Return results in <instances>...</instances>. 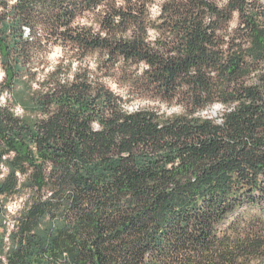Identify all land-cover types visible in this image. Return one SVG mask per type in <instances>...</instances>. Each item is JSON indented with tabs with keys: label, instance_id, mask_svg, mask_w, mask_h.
Listing matches in <instances>:
<instances>
[{
	"label": "trees",
	"instance_id": "trees-1",
	"mask_svg": "<svg viewBox=\"0 0 264 264\" xmlns=\"http://www.w3.org/2000/svg\"><path fill=\"white\" fill-rule=\"evenodd\" d=\"M0 66V264H264V0H0Z\"/></svg>",
	"mask_w": 264,
	"mask_h": 264
},
{
	"label": "rangeland",
	"instance_id": "rangeland-1",
	"mask_svg": "<svg viewBox=\"0 0 264 264\" xmlns=\"http://www.w3.org/2000/svg\"><path fill=\"white\" fill-rule=\"evenodd\" d=\"M156 8L154 7L153 10ZM60 55V50L58 47H54L51 49V52L47 56V62H48V68H50V65H53L57 58ZM90 61V59H89ZM2 70H0V73ZM108 84L112 89H114L117 92L123 93L121 88L118 87V84L114 82L112 79H107ZM6 96V95H5ZM4 96V97H5ZM5 99L3 100V102ZM128 109H135L138 107H144V108H153L159 110V112H163L165 114H172V113H178L180 111V108L177 106L173 107H167L164 103H161L159 101H153V100H146V99H138L134 98L127 104ZM17 108V107H16ZM15 108V110H17ZM21 110L18 109L17 112H20ZM218 111V108L213 109L212 114L216 113ZM218 112L216 113V115ZM24 195L21 196H14L7 199V206H8V212L10 215H12L16 210L20 209L23 206L24 202ZM10 218V217H9ZM9 220V219H7ZM10 221H7L6 224L8 225V230L10 229L9 225Z\"/></svg>",
	"mask_w": 264,
	"mask_h": 264
},
{
	"label": "bare ground",
	"instance_id": "bare-ground-1",
	"mask_svg": "<svg viewBox=\"0 0 264 264\" xmlns=\"http://www.w3.org/2000/svg\"><path fill=\"white\" fill-rule=\"evenodd\" d=\"M5 95H6V96H5ZM4 96H5V97H7V96H8V94H7V93H4V94L1 96V100H2V101L5 99V97H4ZM16 109L18 110V109H20V108L17 106V108H16ZM17 110H16V111H17Z\"/></svg>",
	"mask_w": 264,
	"mask_h": 264
},
{
	"label": "built area",
	"instance_id": "built-area-1",
	"mask_svg": "<svg viewBox=\"0 0 264 264\" xmlns=\"http://www.w3.org/2000/svg\"><path fill=\"white\" fill-rule=\"evenodd\" d=\"M0 70H2L1 66H0ZM2 76H3V71L0 73V80L2 79ZM10 227H12V226L10 225Z\"/></svg>",
	"mask_w": 264,
	"mask_h": 264
}]
</instances>
